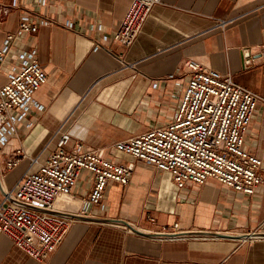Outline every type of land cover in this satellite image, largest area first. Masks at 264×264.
Returning <instances> with one entry per match:
<instances>
[{
    "label": "crops",
    "instance_id": "crops-1",
    "mask_svg": "<svg viewBox=\"0 0 264 264\" xmlns=\"http://www.w3.org/2000/svg\"><path fill=\"white\" fill-rule=\"evenodd\" d=\"M131 2L0 0V9L8 8L0 48L24 13L53 21L17 38L0 63L1 87L19 53L34 47L49 76L34 95L44 110L33 106L0 152V202L16 189L29 157L45 162L64 134L67 150L79 141L132 169L129 183H108L103 209L96 206L90 216L114 221L77 220L44 261L0 235V264H264V186L250 195L208 178L179 188L170 172L114 148L175 118L189 76L185 64L195 59L261 97L245 140L262 159L264 174V0H162L125 47L113 34ZM220 19L232 21L220 27ZM19 147L28 158L8 168L6 158ZM92 185L83 172L75 192L58 199V206L80 213ZM174 223L177 230L166 234Z\"/></svg>",
    "mask_w": 264,
    "mask_h": 264
},
{
    "label": "built area",
    "instance_id": "built-area-1",
    "mask_svg": "<svg viewBox=\"0 0 264 264\" xmlns=\"http://www.w3.org/2000/svg\"><path fill=\"white\" fill-rule=\"evenodd\" d=\"M131 1L113 34V40L125 47L132 45L151 9L162 0ZM45 3L46 0H39V4ZM7 10L5 6L0 9V24L2 13ZM231 21L220 19L216 24L226 27ZM52 22L35 11L24 13L17 30L7 34L3 41L0 63L17 38L35 33ZM66 26L72 28L74 22H67ZM96 45L100 47L99 43ZM185 66L189 76L175 118L163 126L120 140L114 148L151 162L160 171L170 172L179 188L186 184L200 185L214 178L234 191L251 195L264 186L263 161L246 148L245 140L261 97L237 83L233 75L198 60L189 59ZM8 78L0 87V152L15 136L33 106L39 110L45 108L34 98L49 79L39 62L37 48L29 46L19 53ZM68 139L69 135H62L59 149L45 162H40L39 155L30 156V164L16 189L7 190L0 202V235L10 238L16 247L37 261L48 259L79 220L57 213L65 212L57 201L75 192L83 172L93 179L91 191L77 213L85 216H92L96 206L103 209L102 201L110 181L127 184L132 177V169L127 164L105 157L97 149L86 148L79 141L67 150L64 145ZM23 158H28V154L19 147L9 154L5 164L11 168ZM147 216L156 222V217ZM178 226L174 223L164 232H175Z\"/></svg>",
    "mask_w": 264,
    "mask_h": 264
},
{
    "label": "water",
    "instance_id": "water-1",
    "mask_svg": "<svg viewBox=\"0 0 264 264\" xmlns=\"http://www.w3.org/2000/svg\"><path fill=\"white\" fill-rule=\"evenodd\" d=\"M250 55H248V57H249ZM57 213H59V214H61V215H66V216H69V217H72V218H75V219H85V220H102V221H105V222H109V221H114L115 219H111V218H109V219H105V218H99V217H90V216H85V215H78V214H74V213H70V212H67V211H65V212H63V211H60V212H58L57 211ZM124 221V220H123ZM196 233H201V232H196ZM195 233V234H196ZM254 234H259V233H254ZM254 234H253V236H254ZM164 235V234H163Z\"/></svg>",
    "mask_w": 264,
    "mask_h": 264
}]
</instances>
